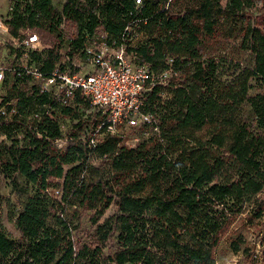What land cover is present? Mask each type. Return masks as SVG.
<instances>
[{
    "label": "trees",
    "instance_id": "obj_1",
    "mask_svg": "<svg viewBox=\"0 0 264 264\" xmlns=\"http://www.w3.org/2000/svg\"><path fill=\"white\" fill-rule=\"evenodd\" d=\"M258 2L10 0L11 35L29 29L40 37L43 47L27 55L39 70L76 71L87 49L104 41L123 43L154 80L141 105L151 122L133 127L142 133L129 146L103 126L89 143L103 116L88 104L81 119L87 103L79 95L46 114L49 93L27 77L4 79L0 107L16 113L0 114V264H216L224 238L246 264H264ZM64 117L72 120L69 138L56 150ZM166 168L175 173L163 184ZM243 214L256 245L230 235Z\"/></svg>",
    "mask_w": 264,
    "mask_h": 264
},
{
    "label": "built area",
    "instance_id": "obj_2",
    "mask_svg": "<svg viewBox=\"0 0 264 264\" xmlns=\"http://www.w3.org/2000/svg\"><path fill=\"white\" fill-rule=\"evenodd\" d=\"M134 3L138 6L141 0H134ZM60 26L62 27V23ZM10 30L7 17L0 15V32L7 36L4 45L9 46L12 55L0 62V83L12 76L29 78L30 83L52 97L51 104L46 105V114L51 106L56 109L72 105L79 95L91 109L99 111L103 116L95 133L87 134H90L89 143H95L96 133L101 126L111 134H120L122 125L133 128L151 122V116L142 110L141 105L143 94L152 85L154 76L146 65L133 63L132 53L126 54L123 43L113 47L101 41L89 47L85 60L76 71L68 66L61 68L55 65L50 71L44 72L29 64L28 58L23 60L29 51L43 47L38 33L26 29L13 36ZM18 50H21L20 55ZM17 59L23 62L16 63ZM15 113V107H0V114L8 119ZM31 118L38 119L39 114L34 113ZM67 129L68 126L61 123L62 135L52 141L56 150L64 148L69 138Z\"/></svg>",
    "mask_w": 264,
    "mask_h": 264
},
{
    "label": "rangeland",
    "instance_id": "obj_3",
    "mask_svg": "<svg viewBox=\"0 0 264 264\" xmlns=\"http://www.w3.org/2000/svg\"><path fill=\"white\" fill-rule=\"evenodd\" d=\"M61 1L63 0H53L54 4L60 5ZM256 3L259 4L258 0H256ZM21 50H18V55H20ZM27 55L23 58V60H26ZM23 62L21 59H17L16 63ZM5 89L3 88V84L0 83V101L1 98L5 95ZM87 103V102H86ZM90 110V107L87 104L83 106H79L78 113L81 119L86 118V115L88 114V111ZM72 120H70L68 117L65 119L61 120V123L64 124L65 126H69L71 124ZM91 127V124H89V129ZM142 132H139L137 130H134V128H129L124 125L120 127V134H117L118 136H121L123 138V142L126 145H134L139 137V135ZM175 173V169L173 168H166L163 172L162 180L163 184H165L169 178ZM10 191L9 187H4L2 189V192L5 195H8ZM113 208H110L106 211V215L112 212ZM243 219H244V214L240 216L234 225L232 226V231H231V236H235L236 233L241 232L245 235V237L248 239V242L251 246L256 245V237L253 234V227H248L246 226V223L243 224ZM264 220V219H263ZM2 222L3 226L6 230V232L12 236L16 237L17 231L14 227V225L10 222H8L5 212L2 214ZM258 246H256L257 249ZM215 259H216V264H246L244 260V256L242 255L240 250H232L229 246V240L228 238H224L222 242L219 244V246L216 249L215 252Z\"/></svg>",
    "mask_w": 264,
    "mask_h": 264
},
{
    "label": "crops",
    "instance_id": "obj_4",
    "mask_svg": "<svg viewBox=\"0 0 264 264\" xmlns=\"http://www.w3.org/2000/svg\"><path fill=\"white\" fill-rule=\"evenodd\" d=\"M10 9V0H0V15L6 16ZM7 36L0 32V62L4 61L6 57L12 56L9 46L4 45V39Z\"/></svg>",
    "mask_w": 264,
    "mask_h": 264
}]
</instances>
